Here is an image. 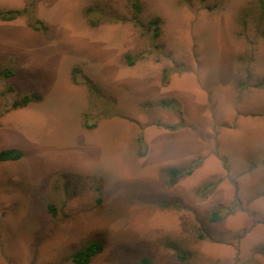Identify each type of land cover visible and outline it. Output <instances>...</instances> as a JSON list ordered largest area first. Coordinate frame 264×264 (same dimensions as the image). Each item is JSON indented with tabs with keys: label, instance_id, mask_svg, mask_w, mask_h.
Masks as SVG:
<instances>
[{
	"label": "rangeland",
	"instance_id": "1",
	"mask_svg": "<svg viewBox=\"0 0 264 264\" xmlns=\"http://www.w3.org/2000/svg\"><path fill=\"white\" fill-rule=\"evenodd\" d=\"M16 2L0 0V10ZM35 5L32 0L18 16L31 34L0 40V72L13 70L9 78L0 73V150L24 153L0 162V264H74L71 254L91 240L104 248L89 264H264V13L258 0ZM32 18L47 29H33ZM154 18L157 37L148 24ZM200 60L195 84L207 80L221 95L210 92L203 103L207 127L170 94L138 95L139 87L153 85L161 93L170 80L179 86L173 76ZM232 82L241 84L238 94L225 97ZM31 93L40 99L12 108ZM162 99L174 102L163 107ZM185 115L197 120L189 125ZM184 128L204 148L181 168L192 166L195 176L171 183L169 169L141 157ZM162 145L172 150L184 143L175 137Z\"/></svg>",
	"mask_w": 264,
	"mask_h": 264
},
{
	"label": "crops",
	"instance_id": "2",
	"mask_svg": "<svg viewBox=\"0 0 264 264\" xmlns=\"http://www.w3.org/2000/svg\"><path fill=\"white\" fill-rule=\"evenodd\" d=\"M35 1V8L38 9V5L39 3H42V1L44 0H34ZM25 4V0H17L16 4L14 6H10V9H22L24 7ZM9 8H2V9H9ZM20 18H16L13 20H9V21H2L0 20V40H4L5 38H17L19 39V36L22 34H31V29L28 28L26 26V24L22 21L20 22ZM18 24V25H17ZM99 54V53H98ZM98 54H96L98 56ZM111 62V60H110ZM200 65L198 64V66H196V68H194V70H190V72H186V73H181V74H177L178 76L174 75L173 79L174 84L175 82L179 83L178 85H174L173 87L171 86V80H170V87L166 88L164 91H162L161 93L158 90V86H148V88L143 87L141 89V87L138 88L137 93L139 96H141V99L143 100H149L153 97H162L161 95H169L173 97L174 100H178V103L180 104L181 108H183V113H187L189 111H193V113H198L199 115H202L199 123H201L202 125H204L205 127H207V124L205 122H208L211 117L208 115L207 113V109L204 111L203 110V103L207 102V98L208 95L210 94V92L214 93V88H212L210 85H206L207 80L202 81V83H198L197 85L195 84V82L197 81V75L198 73L203 70L202 65H201V60L199 61ZM249 79L253 78V75H249ZM121 80L127 81L130 84L133 83V79L132 78H128V77H124L123 79L120 78ZM232 79V78H231ZM251 81V80H250ZM241 84H234V82H232V86H228L226 87V85L224 86V91H225V97L231 93V97H234L236 94H238V86ZM223 87V86H222ZM179 88V89H178ZM133 89V88H131ZM177 92H185L184 97L180 96V93ZM214 94L221 96L219 91H216ZM214 96V95H213ZM209 101V99H208ZM223 102V101H222ZM222 102L220 103V105L222 104ZM232 102L229 103L230 107L228 109H226V111H230V109L232 108ZM201 105L199 107V111L197 110V106ZM207 105V104H206ZM227 105V104H226ZM187 108L189 111H187ZM84 111V110H83ZM204 111V112H202ZM187 115V114H186ZM185 115V116H186ZM187 118V122L188 124H192V121H196L197 118L194 119V117L192 119H189L188 116H186ZM201 121V122H200ZM195 123V122H194ZM187 124V125H188ZM187 126V128L190 126ZM179 129L177 131L174 132H170L169 136H164L161 138V140H159L157 142V144L150 146V148L147 151L146 156L141 157L142 159L145 160V162H149V163H155L157 164L158 168H166V169H170L171 168H177V169H181L186 163L190 162L191 160H193L194 158H196V153L203 149V144L199 143L197 141V137L194 134L193 131H191L190 129ZM166 133V132H165ZM179 138L183 141L184 145L181 148L178 149H172V150H167L165 148L163 144V141L171 139V138ZM202 151V150H201ZM192 173H190V179L193 178L195 176V174L197 173V170H193L191 171ZM196 172V173H195ZM199 172V171H198ZM189 175V174H188ZM203 264V263H202ZM205 264V263H204Z\"/></svg>",
	"mask_w": 264,
	"mask_h": 264
},
{
	"label": "trees",
	"instance_id": "3",
	"mask_svg": "<svg viewBox=\"0 0 264 264\" xmlns=\"http://www.w3.org/2000/svg\"><path fill=\"white\" fill-rule=\"evenodd\" d=\"M29 5H32V0H30L29 4L26 5L22 9H10L7 11L0 10V19L2 20L15 19L18 16L24 14L26 11H28ZM258 5L260 7L261 12L264 13V0H258ZM132 7L134 9V15L132 17V21L135 24H138L137 15L140 12L139 3L137 1L132 2ZM159 22H160L159 18H154L148 23L153 28L155 37L159 35ZM28 24L35 30L45 31L47 29V26L41 20L37 18H32L28 22ZM133 62L134 60L130 58L127 61V63L130 65L133 64ZM0 73L2 76L9 78L10 76L13 75V70L5 69V70H2ZM72 80L77 81L74 75H72ZM164 81H167L166 76H164ZM85 83L90 91L96 92V93L99 91L98 87L93 85L90 79L86 78ZM39 99H40L39 93L26 94L22 98L14 100L12 103V108L23 107V106H26L31 101H36ZM173 102L174 100H164V99L160 100V104L163 107H170V105ZM23 156H24V153L20 149H17V148H6V149L0 150V162L15 161V160L21 159ZM191 171H192V166H189V168L186 170L171 168L169 171L170 182L174 183L181 175L190 174ZM47 209L52 215L56 214V208L54 207L53 204H48ZM217 219H218V216H216L215 214L211 216L212 221H215ZM103 248H104L103 241L91 240L87 242L84 246H82L81 248L77 249L74 253H72L70 256V260L74 264H89L94 256L98 255L99 253L103 251ZM176 256L178 259H180L182 262L185 263L186 256L184 254L177 252Z\"/></svg>",
	"mask_w": 264,
	"mask_h": 264
}]
</instances>
